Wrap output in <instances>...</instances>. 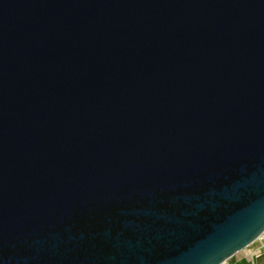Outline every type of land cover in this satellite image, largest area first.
<instances>
[{
	"label": "water",
	"instance_id": "1",
	"mask_svg": "<svg viewBox=\"0 0 264 264\" xmlns=\"http://www.w3.org/2000/svg\"><path fill=\"white\" fill-rule=\"evenodd\" d=\"M264 233V0H0V264H222Z\"/></svg>",
	"mask_w": 264,
	"mask_h": 264
},
{
	"label": "crops",
	"instance_id": "2",
	"mask_svg": "<svg viewBox=\"0 0 264 264\" xmlns=\"http://www.w3.org/2000/svg\"><path fill=\"white\" fill-rule=\"evenodd\" d=\"M228 264H264V233L250 246L227 261Z\"/></svg>",
	"mask_w": 264,
	"mask_h": 264
},
{
	"label": "built area",
	"instance_id": "3",
	"mask_svg": "<svg viewBox=\"0 0 264 264\" xmlns=\"http://www.w3.org/2000/svg\"><path fill=\"white\" fill-rule=\"evenodd\" d=\"M222 264H228V263H227V261H226V262H224V263H222Z\"/></svg>",
	"mask_w": 264,
	"mask_h": 264
}]
</instances>
